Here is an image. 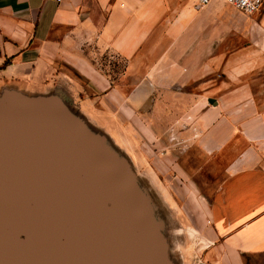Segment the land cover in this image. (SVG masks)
Returning a JSON list of instances; mask_svg holds the SVG:
<instances>
[{
	"label": "crops",
	"instance_id": "crops-1",
	"mask_svg": "<svg viewBox=\"0 0 264 264\" xmlns=\"http://www.w3.org/2000/svg\"><path fill=\"white\" fill-rule=\"evenodd\" d=\"M197 11L189 0H0V90L49 77L96 118L181 110L163 123L182 118L192 155L226 164L192 229L200 261L264 264V48L218 56ZM102 58L124 62L116 79Z\"/></svg>",
	"mask_w": 264,
	"mask_h": 264
},
{
	"label": "water",
	"instance_id": "water-1",
	"mask_svg": "<svg viewBox=\"0 0 264 264\" xmlns=\"http://www.w3.org/2000/svg\"><path fill=\"white\" fill-rule=\"evenodd\" d=\"M127 180L60 99L7 92L0 100V264H171Z\"/></svg>",
	"mask_w": 264,
	"mask_h": 264
},
{
	"label": "rangeland",
	"instance_id": "rangeland-1",
	"mask_svg": "<svg viewBox=\"0 0 264 264\" xmlns=\"http://www.w3.org/2000/svg\"><path fill=\"white\" fill-rule=\"evenodd\" d=\"M197 13L199 36L215 41L218 56L231 52L235 60L240 51L251 47L264 48V6L256 13L245 14L222 1H215ZM250 57V60H255V54ZM108 59L104 61L102 58L99 63L107 66L109 61L113 62L114 70L110 71L111 64L106 70L116 79L123 70L124 62ZM51 84V79L46 77L40 85L32 82L21 84V89L27 87L25 90L4 88L0 90V100H5L10 91L26 98L60 99L71 118L109 159L113 168L128 176L127 184L150 214L166 243L171 264H202L198 249L203 245L192 234V229L199 224L206 212L208 196L225 174V162L203 157L197 151L192 155L194 132L189 124L181 123L182 118L169 124L163 123L165 116H178L181 110L141 108L136 111V119L125 108L119 111L118 116L110 112L105 117L100 115L96 118L79 105L78 99L73 104L62 89L51 90ZM155 97L160 99L161 94L155 93ZM152 112L159 119L149 120ZM112 121L117 122L121 131L116 130V125L114 129ZM166 137L171 141L162 139ZM183 249L188 256L187 261L181 256Z\"/></svg>",
	"mask_w": 264,
	"mask_h": 264
},
{
	"label": "built area",
	"instance_id": "built-area-1",
	"mask_svg": "<svg viewBox=\"0 0 264 264\" xmlns=\"http://www.w3.org/2000/svg\"><path fill=\"white\" fill-rule=\"evenodd\" d=\"M197 9L204 8L215 1H222L245 14H253L261 10L264 0H189Z\"/></svg>",
	"mask_w": 264,
	"mask_h": 264
}]
</instances>
